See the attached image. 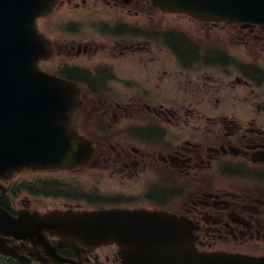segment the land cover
<instances>
[{
  "label": "flooded vegetation",
  "instance_id": "af4514ba",
  "mask_svg": "<svg viewBox=\"0 0 264 264\" xmlns=\"http://www.w3.org/2000/svg\"><path fill=\"white\" fill-rule=\"evenodd\" d=\"M37 26L40 67L78 85L72 128L96 152L0 180V264H146L73 218L142 209L190 219L201 251L264 258V28L153 0H60Z\"/></svg>",
  "mask_w": 264,
  "mask_h": 264
},
{
  "label": "water",
  "instance_id": "95a60500",
  "mask_svg": "<svg viewBox=\"0 0 264 264\" xmlns=\"http://www.w3.org/2000/svg\"><path fill=\"white\" fill-rule=\"evenodd\" d=\"M57 1L0 0V178L24 167L85 165L94 152L93 145L71 131V117L80 105L77 86L38 67L47 43L36 19ZM153 1L164 10L202 20L264 26V0ZM81 222L90 232L116 241L147 242L170 229L161 245H137L158 264H255L248 258L198 252L191 223L166 213L111 211L82 217Z\"/></svg>",
  "mask_w": 264,
  "mask_h": 264
}]
</instances>
